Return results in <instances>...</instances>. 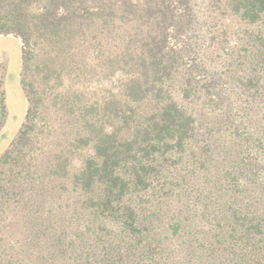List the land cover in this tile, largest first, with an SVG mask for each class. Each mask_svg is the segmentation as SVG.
Listing matches in <instances>:
<instances>
[{
  "label": "trees",
  "instance_id": "trees-1",
  "mask_svg": "<svg viewBox=\"0 0 264 264\" xmlns=\"http://www.w3.org/2000/svg\"><path fill=\"white\" fill-rule=\"evenodd\" d=\"M0 24L27 116L34 59L63 88L58 132L1 158L0 264H264V0H0ZM100 57L117 92L90 103Z\"/></svg>",
  "mask_w": 264,
  "mask_h": 264
},
{
  "label": "rangeland",
  "instance_id": "rangeland-1",
  "mask_svg": "<svg viewBox=\"0 0 264 264\" xmlns=\"http://www.w3.org/2000/svg\"><path fill=\"white\" fill-rule=\"evenodd\" d=\"M224 35L223 32L221 36ZM218 55L215 54L213 57L214 65H220L221 68L223 58ZM35 60L31 62L32 72H29L28 81L33 84L35 101L39 102V107L28 117L27 112L31 106L28 105L20 83V78L22 79L20 77L22 68L21 42L15 37H0V161L7 151L13 150L20 131H23L26 125L27 127L24 129L26 131V141L18 147L20 156L33 155V152L41 149L43 145L42 138H45L50 131L51 136L58 132L60 125L58 116H47L45 107H51L54 104L55 96L62 93L63 88H59L60 81L57 77L49 76L45 78L35 67ZM96 63H99L98 68L89 71L83 79H79V82H77V85L88 88L90 93L88 96H91L92 99L90 103L102 102L110 95V92L116 93L118 87V76L110 77L114 74H108L103 69V58L100 57L96 60ZM3 90H5V94ZM4 96L7 112L3 105ZM5 113L7 114L6 118L4 117ZM86 153L87 151L83 150L82 155ZM81 158L73 151L71 164H67V166L69 168L72 165L80 166ZM74 195L75 193L72 192L67 193L68 202H71V200L73 202ZM68 217L70 218L71 215H68ZM4 236L5 234H1L0 237L3 238Z\"/></svg>",
  "mask_w": 264,
  "mask_h": 264
}]
</instances>
